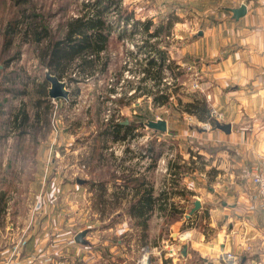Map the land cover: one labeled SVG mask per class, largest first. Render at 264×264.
I'll return each instance as SVG.
<instances>
[{
	"label": "rangeland",
	"instance_id": "obj_1",
	"mask_svg": "<svg viewBox=\"0 0 264 264\" xmlns=\"http://www.w3.org/2000/svg\"><path fill=\"white\" fill-rule=\"evenodd\" d=\"M87 1L92 0H0V178L7 181L0 190L7 200L5 204L0 197V248L5 251L1 264H150V260L155 264L162 255L180 257L186 252L176 236L185 229L184 214L167 220L157 203L142 236V229L125 211V194L107 183L130 169L135 177L144 174L157 196L158 182L171 176L168 167L183 159L172 151V143H177L172 135L157 133L144 123L146 118L175 117L182 126L187 120L183 116L188 115L181 114L191 103L186 101H195L192 97L200 90L192 86L200 83V72L194 61L184 57L183 39L176 36L181 23L173 24L158 44L173 66L184 64L162 72L161 82L166 78L169 83L161 87L170 105L144 100L139 89L128 98L137 84L153 86V81L140 80L143 58L148 55L140 46L146 37L139 33L126 37L132 25L123 22H114L108 37L105 72L97 70L85 79L73 73L74 82L62 77L67 98L48 97L41 102L46 69L38 55L45 42L35 46L29 40L28 23L43 24L48 38L54 40L62 34L67 18L81 13ZM121 6L132 11L134 20L158 23L171 13L177 20H186L189 28L192 16L202 12L198 7L193 12L190 0H121ZM113 87L116 94L111 101ZM194 109H199L198 103L190 112ZM107 114L122 124H136L135 135L108 138L103 133ZM155 139L164 142L159 147L165 151L154 162L144 148L150 140L155 145ZM178 142L177 150L180 147L184 154L185 142ZM100 181L106 184L100 187ZM173 202L178 200H168L166 206Z\"/></svg>",
	"mask_w": 264,
	"mask_h": 264
},
{
	"label": "crops",
	"instance_id": "obj_2",
	"mask_svg": "<svg viewBox=\"0 0 264 264\" xmlns=\"http://www.w3.org/2000/svg\"><path fill=\"white\" fill-rule=\"evenodd\" d=\"M190 2L193 12L197 7L202 11L190 19L193 27L181 19L174 24L181 23L176 27V36L183 39L181 51L201 75L197 98L186 102L204 103L206 109L202 114L199 109L183 112L188 118L183 116L182 126L178 118L155 117L165 120L163 132L177 140L172 151L183 155L169 168L171 176L158 182V192L165 190L167 201L178 200L174 207L190 225L176 232L185 254L171 259L162 255L155 264H223L218 258L222 250L239 256L240 264H264V201L256 197L249 177L251 164L264 156V0ZM241 7L244 11L238 13ZM212 110L221 116L210 115ZM218 123L228 129L216 127ZM179 140L185 142L184 154L177 150ZM164 151L160 148L157 157ZM6 182L1 176L0 187ZM130 196L127 191L123 199L128 202ZM195 200L200 206L187 216ZM4 253L0 248V264Z\"/></svg>",
	"mask_w": 264,
	"mask_h": 264
},
{
	"label": "trees",
	"instance_id": "obj_3",
	"mask_svg": "<svg viewBox=\"0 0 264 264\" xmlns=\"http://www.w3.org/2000/svg\"><path fill=\"white\" fill-rule=\"evenodd\" d=\"M82 7L81 13L67 18L62 34L54 40L48 38L49 32L43 24L28 23L29 29L25 31V34L31 37L29 40L35 46L41 45L42 41L45 42L38 55L42 66L59 79L66 77L69 82L77 81V78L71 76L73 73H78L81 79H85V77L88 78L94 75L97 70L105 72L109 58V54H107L108 37L114 28V22L131 24L132 29L126 34V37H131L136 33L146 37V39L142 40L143 44L140 46L141 49L148 53L143 58L145 59V66L140 68L142 69L140 71L144 75L140 80L151 79L153 86L137 84L134 87V94L132 93L133 95H129L128 98L135 97V91L139 89L142 91L139 96L145 95L150 97V101L166 104L168 102V93L165 92V88L160 87L161 75L164 68L174 70L175 66H173V61L170 59L169 63L166 64V59H168L167 52L161 46H158V44L164 37H168L171 27L178 21L177 18L168 13L165 18L166 21H159L158 23H154L151 19L143 21L134 20L132 11H128L121 6V0H92L87 1ZM109 12H113L111 16L113 17L112 20L109 18ZM16 22L12 24L15 25ZM12 24L10 25L14 29V25ZM150 39H153L154 42H149ZM8 44V42L5 43V47ZM41 85L43 88L41 102H47L48 85L45 78ZM109 90L114 92L115 87ZM191 106L196 105L186 103L185 111L190 112ZM205 109V104L202 103L199 107L200 113L202 114ZM20 119L22 120L21 123L24 124L26 117L22 116ZM115 119L113 115H109L104 125L103 133L108 138L124 140L135 135L133 132L136 129V124H122ZM145 120L144 123L151 119L146 118ZM160 143L156 142L155 139L154 145V142L150 140L144 148L147 153L151 154V160L154 162L160 154ZM173 165H170V168ZM149 168L150 165L146 167V169ZM125 170L128 171L119 177V179H116V181L114 179L112 181L117 186V190L119 189L122 193L127 194V191H130L131 199L127 202L126 209L129 215L135 219L136 224L142 229V236L147 234V220L157 203L162 208L163 216L167 220L171 221L181 216V211H178L171 203H169V207L166 210L168 194L165 190H160L158 195L154 196L153 185L145 178L144 174L135 177L133 176L134 173L130 172V169ZM168 171H170L169 167ZM105 184L103 181L99 183L100 187H103Z\"/></svg>",
	"mask_w": 264,
	"mask_h": 264
},
{
	"label": "built area",
	"instance_id": "obj_4",
	"mask_svg": "<svg viewBox=\"0 0 264 264\" xmlns=\"http://www.w3.org/2000/svg\"><path fill=\"white\" fill-rule=\"evenodd\" d=\"M169 59H166V62H168ZM184 64L177 63L175 68L180 69L183 68ZM186 68H191L187 66ZM167 69V68H164ZM143 75V73H141ZM196 78L198 77V73L195 72ZM165 84H168L169 82H166V78L162 79V82L160 81V87L162 84V87ZM193 87L199 88L200 83L198 82H193ZM134 88L130 91H128V95H131L134 92ZM116 94V91L110 92L109 94V99L114 97ZM111 97V98H110ZM150 98V97H148ZM65 99V98H64ZM110 115V114H109ZM109 115H105V118L107 121ZM210 115H213L215 118L221 116L219 114H216L215 111H210ZM116 120V119H115ZM118 121V120H116ZM208 124H206L207 126ZM145 153V152H144ZM249 177H250V182L253 188V192L255 193L256 197L259 198L260 200L264 201V156L261 155L259 156L254 162L251 164L249 167ZM218 258L221 260L223 264H240V257L235 255L234 253L230 251H223L218 254Z\"/></svg>",
	"mask_w": 264,
	"mask_h": 264
},
{
	"label": "water",
	"instance_id": "obj_5",
	"mask_svg": "<svg viewBox=\"0 0 264 264\" xmlns=\"http://www.w3.org/2000/svg\"><path fill=\"white\" fill-rule=\"evenodd\" d=\"M244 11V7H241L238 10V13H241ZM45 80L48 81L49 85H48V97L55 99L58 97L61 98H67L69 91L63 86V82L61 79L57 78V76H55L54 74H51L50 72H48V70H45V76H44ZM127 122V121H125ZM145 125L150 128L158 131H165L166 130V122L163 119H154V120H148ZM216 127H220L222 129H228V125H224V124H216ZM200 206L199 201L195 200L193 207L190 209V213L187 215L189 216L190 214H192L196 209H198Z\"/></svg>",
	"mask_w": 264,
	"mask_h": 264
}]
</instances>
